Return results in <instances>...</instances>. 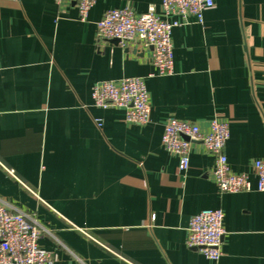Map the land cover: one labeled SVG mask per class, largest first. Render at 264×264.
Returning a JSON list of instances; mask_svg holds the SVG:
<instances>
[{
    "label": "crops",
    "instance_id": "1",
    "mask_svg": "<svg viewBox=\"0 0 264 264\" xmlns=\"http://www.w3.org/2000/svg\"><path fill=\"white\" fill-rule=\"evenodd\" d=\"M161 2L96 0L83 21L76 0H0V202L41 222L52 264H264L253 166L264 160V0H215L202 22L174 27L169 75L150 46L98 40L108 9L162 13ZM128 76L145 79L147 124L94 105V83ZM170 117L205 132L214 118L228 121L229 167L251 189L221 192L215 155L199 142L180 171L162 144ZM205 208L225 213L217 261L186 244L191 216Z\"/></svg>",
    "mask_w": 264,
    "mask_h": 264
},
{
    "label": "built area",
    "instance_id": "2",
    "mask_svg": "<svg viewBox=\"0 0 264 264\" xmlns=\"http://www.w3.org/2000/svg\"><path fill=\"white\" fill-rule=\"evenodd\" d=\"M54 1L60 4L67 0ZM95 3L96 0H76L81 20L88 19ZM214 6L215 0H162V13H157L154 6L143 13H135L128 6L111 8L97 22V38L99 41L118 39L122 46L141 43L152 47V63L158 73L169 75L174 69L173 28L188 23L191 16L202 22L203 12ZM92 98L97 107L125 109L128 123L143 125L150 121V95L143 77L98 81L92 87ZM97 125H101L98 120ZM229 136V123L225 119H212L210 129L205 132L197 123L170 117L165 123L162 144L178 156L180 171H186L190 166L192 144L201 143L206 151L215 155V165L210 174L219 190L248 191L252 186L249 175L232 172L229 167L225 153ZM253 166L258 179L257 189L264 191V160L256 159ZM8 171L14 175L12 169ZM224 216L221 208H205L192 215L187 229V246L211 260H219L226 232ZM44 230L33 215L13 210L8 203L0 202V264H52L51 252L38 242Z\"/></svg>",
    "mask_w": 264,
    "mask_h": 264
},
{
    "label": "water",
    "instance_id": "3",
    "mask_svg": "<svg viewBox=\"0 0 264 264\" xmlns=\"http://www.w3.org/2000/svg\"><path fill=\"white\" fill-rule=\"evenodd\" d=\"M113 41H116V42H118L119 43V40L118 39H112ZM152 48V47H151Z\"/></svg>",
    "mask_w": 264,
    "mask_h": 264
}]
</instances>
